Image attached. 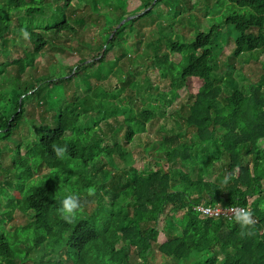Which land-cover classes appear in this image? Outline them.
<instances>
[{
	"label": "trees",
	"instance_id": "trees-1",
	"mask_svg": "<svg viewBox=\"0 0 264 264\" xmlns=\"http://www.w3.org/2000/svg\"><path fill=\"white\" fill-rule=\"evenodd\" d=\"M127 1L0 0V42L15 21L31 43L13 58L0 49V73L16 71L0 91V161L11 158L0 189L13 187L0 220V264H149L160 232L167 239L158 250L174 264H264V0H216L218 20L208 18V4L200 18L199 0H141L134 12ZM92 21L98 27L82 43L88 52L81 59L63 73L25 77L60 33L90 30ZM151 24L158 35L150 40ZM177 25L189 26L190 35ZM222 25L234 28L235 57L260 62L256 79L236 76L232 65L217 73ZM168 27L174 34H165ZM161 41L178 62L159 51ZM143 46L152 50L150 63L170 76V91L156 97L164 106L189 79L201 81L162 120L154 108L135 105L147 71L128 55H140ZM92 77L101 83L94 86ZM61 92L67 98L57 99ZM33 99L46 110L39 120L26 108ZM119 129L124 143L113 139ZM142 133L150 152L138 167L126 146ZM56 146H66L64 158ZM43 164L50 171L35 178ZM69 194L80 202L71 222L61 215ZM198 205L246 207L255 224L242 230L234 217L202 216ZM16 208L31 221L9 230L4 223Z\"/></svg>",
	"mask_w": 264,
	"mask_h": 264
},
{
	"label": "rangeland",
	"instance_id": "rangeland-1",
	"mask_svg": "<svg viewBox=\"0 0 264 264\" xmlns=\"http://www.w3.org/2000/svg\"><path fill=\"white\" fill-rule=\"evenodd\" d=\"M198 1V0H193ZM216 0H199L197 11L200 13V18H204V13L206 11L205 7L206 4L211 6V8H208V18L210 17H216L215 19H220L221 13H218V10H213L212 8L216 5ZM141 0H128L126 4V10L127 12H134L138 10V7L141 5ZM161 6V5H160ZM164 6V5H162ZM89 5H85L82 9H77L76 14L79 13L81 10L88 9ZM217 14V15H216ZM134 16V15H131ZM129 16V17H131ZM188 16V15H187ZM202 18V19H203ZM207 18V21L209 20ZM210 21V20H209ZM91 23V22H90ZM166 24V23H164ZM180 24V23H179ZM207 25V24H206ZM90 30L87 28H84V32H78V33H71L69 31H64L59 34L50 44H47L41 55H38L35 59L34 66L30 68V72L25 74L26 76L34 77L38 76L40 74L49 75L50 73H57L64 71V68L66 65H71L72 63L78 61L81 59V57L88 52V48H85L82 46L83 42H88L91 40V36L94 35L95 30L97 29V24L92 23L89 24ZM76 27L80 30L79 25H76ZM158 25L157 24H151L149 26H146V35L145 38H148L151 40V38H156L158 35L157 32ZM178 30L181 33H184L185 35H190V27L189 26H183V25H177ZM166 30L165 34H172L174 31H172L169 27ZM221 32L218 33L217 40H216V46H215V53L217 55L218 60V68L217 73L223 74L225 70L227 69V65H232L235 69V75H247L251 76L253 79H256L260 72L262 71L261 64L259 61L248 59V55L241 56V57H235L232 52L235 47V31L233 26L231 25H222ZM25 33H20L17 31L16 22L14 21L10 27V31L6 38V43L3 44L0 42V49H3L4 52L9 53V58H13L14 56H23L26 52V50H30L31 43L28 39V37H25ZM174 34V33H173ZM94 38H97L94 37ZM98 39V38H97ZM161 49L159 50L162 53L169 52L165 41H161ZM127 47L133 48V46L127 42ZM152 50L150 48H147L145 46L142 47L140 51V55L138 54H130V56L136 64L145 63V66L143 67L147 71V79H141V83L143 86V91L138 93V101L135 103V105L140 107H151L154 108L155 111L158 113L159 118L162 120V115L165 113H174L181 105L182 101L185 99L188 91H194L196 92L198 87L201 84V81L197 78L189 79L186 86L181 88L179 90V96L175 99V101L172 104L163 105V101L161 99H156V97L159 96L162 92H169L170 91V76L169 75H163L162 71L152 63H150V59L153 57V53H151ZM188 50H183V53H187ZM170 53V52H169ZM171 59L174 62H178L181 58V56L177 53H170ZM148 57V58H147ZM109 58L114 59L115 53L109 52ZM147 58V59H146ZM149 60V61H148ZM125 61V58L122 60ZM122 61L119 63V66L122 65ZM13 66L10 67L9 71L7 73H0V91H2L5 86L10 84L12 82V79L16 75V71L12 69ZM89 71H85L82 76L79 77V84H76L74 87L78 88L80 83L84 81V79L88 76ZM10 75V77H9ZM92 82L94 83V86L101 83V80L97 77H92ZM113 79V78H111ZM151 82L152 86L149 85L147 82ZM105 83V82H104ZM93 86V87H94ZM60 90H64L63 87L59 88ZM73 88H69L67 90V95H70ZM59 92V91H58ZM125 94V93H124ZM59 97H66L65 92H61L60 95H56V98ZM26 105V108L28 111L33 112L35 114V117L40 119L42 114H45L44 104L38 105L37 101L33 99L32 104ZM124 116V115H123ZM122 119V116H120ZM115 126H118L115 125ZM31 134L32 131L30 130ZM123 130H118L117 132H114L112 134L113 139L118 140L119 142L124 143L123 139ZM152 134L154 135V130H152ZM145 134H137L134 138V140L131 142V144H128L126 147L127 149L132 152L135 156H137V162L136 165L138 167H141L144 161H147L148 159V153L150 151H144L145 146H148L145 142ZM264 146V145H263ZM145 153L144 158L142 159L141 153ZM2 161V162H1ZM0 162V186L5 180V168L11 166V158L10 154H4V158ZM50 171V168L47 165H41L39 170L35 173V178L40 177L43 174H46ZM12 176V175H10ZM5 186L8 187V189L5 192H2L0 189V220L2 214L5 212L7 208V201L8 197L6 194H12L13 193V187H10L6 184ZM90 202L87 203V209H89ZM28 221H31L30 215L28 213H25L24 211L20 210L19 208H16L11 217L5 221V225L9 230H14L16 227H20L21 225L26 224ZM167 237L164 235L163 232H160L158 236L157 243L154 244L153 252L150 256V263L149 264H174V260L172 258L166 257L164 254H162L158 250V244H161L165 242ZM170 259V260H169ZM17 264H32L30 260L24 261V262H18Z\"/></svg>",
	"mask_w": 264,
	"mask_h": 264
},
{
	"label": "clouds",
	"instance_id": "clouds-1",
	"mask_svg": "<svg viewBox=\"0 0 264 264\" xmlns=\"http://www.w3.org/2000/svg\"><path fill=\"white\" fill-rule=\"evenodd\" d=\"M27 37V33L24 34ZM53 151L57 158H64L67 152L66 146H56ZM227 182V178L225 179ZM80 209L79 198L75 194L66 195L62 200L61 215L65 221L71 220L77 215ZM234 222L239 225L242 230H247L255 224L253 212L249 208L233 209ZM242 234H244L242 232ZM251 234V233H248Z\"/></svg>",
	"mask_w": 264,
	"mask_h": 264
},
{
	"label": "built area",
	"instance_id": "built-area-1",
	"mask_svg": "<svg viewBox=\"0 0 264 264\" xmlns=\"http://www.w3.org/2000/svg\"><path fill=\"white\" fill-rule=\"evenodd\" d=\"M236 208H245L242 206H229V207H223L221 205H215V206H205V205H198L197 209L201 212L202 216H214L219 217L225 216L228 218H233V209Z\"/></svg>",
	"mask_w": 264,
	"mask_h": 264
},
{
	"label": "water",
	"instance_id": "water-1",
	"mask_svg": "<svg viewBox=\"0 0 264 264\" xmlns=\"http://www.w3.org/2000/svg\"><path fill=\"white\" fill-rule=\"evenodd\" d=\"M131 17H134V16H131ZM130 17H128L127 19H129ZM127 19H124L121 23H124Z\"/></svg>",
	"mask_w": 264,
	"mask_h": 264
}]
</instances>
